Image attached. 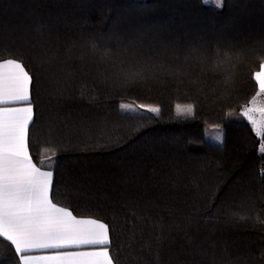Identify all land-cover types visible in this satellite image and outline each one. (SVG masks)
<instances>
[{"label":"trees","instance_id":"1","mask_svg":"<svg viewBox=\"0 0 264 264\" xmlns=\"http://www.w3.org/2000/svg\"><path fill=\"white\" fill-rule=\"evenodd\" d=\"M10 58L33 76L28 149L54 171L50 198L108 223L119 264H264V152L239 115L258 91L264 0H0ZM18 261L0 237V264Z\"/></svg>","mask_w":264,"mask_h":264},{"label":"snow or ice","instance_id":"2","mask_svg":"<svg viewBox=\"0 0 264 264\" xmlns=\"http://www.w3.org/2000/svg\"><path fill=\"white\" fill-rule=\"evenodd\" d=\"M202 2L218 9L223 7V0ZM142 78L143 71L139 70L125 74L124 82ZM253 78L259 89L253 98L255 102L264 94V62ZM229 80L230 76L226 75L225 83ZM32 88L33 76L25 69L22 58L0 59V237L14 246L18 264H119L118 258L110 254L114 235L110 225L94 218L78 219L72 211L58 207L50 198V192L55 191L54 171H42L32 163L28 149L29 126L34 124ZM119 107L131 117L141 116L143 111L160 113L159 107L143 104L122 103ZM255 111L245 107L241 115L247 118L264 144V119L254 118ZM258 111L264 115V108ZM177 112L190 116L193 106L184 109L178 106ZM215 139L222 142V137ZM56 165L57 161L52 159L48 167L54 169ZM261 175L264 177V171ZM236 218L237 213L233 212L230 221ZM257 222L264 223L259 217ZM85 246L96 250H78ZM145 247L150 250L152 242L147 241ZM38 250H53L54 254H25Z\"/></svg>","mask_w":264,"mask_h":264},{"label":"rangeland","instance_id":"3","mask_svg":"<svg viewBox=\"0 0 264 264\" xmlns=\"http://www.w3.org/2000/svg\"><path fill=\"white\" fill-rule=\"evenodd\" d=\"M213 5V4H212ZM259 70V69H258ZM256 82V81H255ZM257 84V83H256ZM258 86V85H257ZM246 107H251L253 109H257V111L254 112V118L256 119H264V115L261 114L260 111H258L259 109H262L264 108V94H262L261 96L257 97L255 99V102H253V99L251 100V102L246 106ZM181 109H184L183 107H179ZM186 108V107H185ZM143 111V110H142ZM143 112H146V111H143ZM242 112V111H241ZM241 112L239 113V115L249 123V121L247 120V118L243 117L241 115ZM176 114L178 115H186V114H182V113H178V112H175ZM250 124V123H249ZM252 126V125H251ZM256 134V133H255ZM206 138L209 140V141H212L214 143H219V141H217L215 138L216 137H221V131L220 130H206ZM260 138V137H259ZM260 150L262 152H264V145L261 144L260 146Z\"/></svg>","mask_w":264,"mask_h":264},{"label":"crops","instance_id":"4","mask_svg":"<svg viewBox=\"0 0 264 264\" xmlns=\"http://www.w3.org/2000/svg\"><path fill=\"white\" fill-rule=\"evenodd\" d=\"M257 89H258V86H257ZM259 90V89H258ZM10 106H24V105H10ZM33 163V162H32ZM43 171V170H42ZM79 219V218H78ZM3 238V237H2ZM4 239V238H3ZM6 240V239H5ZM7 241V240H6ZM10 244L11 242L8 241ZM13 249L15 250L14 246L12 245ZM75 250V249H74ZM80 251H92V250H96L92 247H89V246H85L81 249H78ZM26 255H35V256H46V255H52L54 254L53 253V250H38V251H34V252H31V253H25Z\"/></svg>","mask_w":264,"mask_h":264}]
</instances>
